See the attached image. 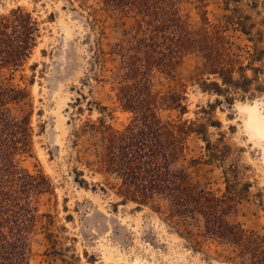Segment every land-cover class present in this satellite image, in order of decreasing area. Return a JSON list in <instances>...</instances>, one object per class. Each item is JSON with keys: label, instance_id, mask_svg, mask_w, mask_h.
I'll return each mask as SVG.
<instances>
[{"label": "rangeland", "instance_id": "374dc122", "mask_svg": "<svg viewBox=\"0 0 264 264\" xmlns=\"http://www.w3.org/2000/svg\"><path fill=\"white\" fill-rule=\"evenodd\" d=\"M231 3L264 32V0ZM198 4L197 0H180V13L190 23L199 21ZM201 4L211 23L225 24L223 0H202ZM16 6L31 12L40 27L37 45L25 64L11 76L2 73L6 83L24 86L29 93L33 146L20 164L32 173L43 172L53 185L52 194L44 196L40 207L50 214L51 222L31 234L29 264H244L240 258L230 259L226 243L205 239L195 247L189 242V233L201 230L199 216L168 217L166 202L157 196L141 206L123 203L115 193L117 179L96 171L93 144L98 134L85 127V122L101 118L119 128L130 114L118 107L109 83L93 77H108L117 65L114 44L131 19L103 7L99 0H0V14ZM225 28L234 51L251 46L232 25ZM97 46L103 51L100 68L93 60ZM245 73L253 78L249 92L238 93L264 92V73L258 77L250 70ZM206 79L212 76L206 73L199 53L184 59L176 77L159 72L151 76L155 92L184 93L187 113L182 119L197 118L207 124L205 137L224 153L222 163L209 160L201 135L192 133L178 164L197 187L218 194L224 191L223 171L236 165L241 183L248 187L241 185L243 195L229 219L247 230L262 231L264 154L236 140V125L226 116L230 105L221 96L204 91ZM215 99L221 104L208 109V114L202 112L201 107L217 104ZM161 115L179 118L172 109ZM209 119L219 125H208ZM76 179L85 182L79 184Z\"/></svg>", "mask_w": 264, "mask_h": 264}, {"label": "trees", "instance_id": "16d2710c", "mask_svg": "<svg viewBox=\"0 0 264 264\" xmlns=\"http://www.w3.org/2000/svg\"><path fill=\"white\" fill-rule=\"evenodd\" d=\"M99 1L131 19L114 44L117 65L108 77H93L109 83L118 107L128 112L130 119L119 128L101 118L85 122V127L98 134L93 144L96 171L117 179L115 193L123 203L141 206L157 196L166 202L168 217L199 216L201 230L187 236L195 247L211 239L230 246L231 260L237 257L244 264H264V230H247L229 219L243 195L242 186L248 187V183H241L236 165L223 171L224 191L220 194L199 188L190 180L178 164L185 156L190 134L201 135L209 160L222 163L224 153L205 137L207 124L197 118L182 119L187 113L183 92H155L151 83L154 72L176 77L184 59L199 53L206 73L212 76L202 82V88L232 105L234 93L249 92L253 78L245 71L256 77L264 73L263 30L231 3L239 0H223L225 24L208 20L202 0H197L200 15L195 23L180 13V0ZM226 24L245 35L251 46L234 51ZM39 36L38 20L21 6L0 14V264H29L31 234L39 227L48 228L51 222L50 214L40 210L44 196L53 192L50 178L20 164L33 146L29 93L24 86L6 83L2 74L6 71L11 76L25 64ZM95 53L93 60L100 68L102 48L97 46ZM215 101L217 104L201 107L202 112L208 114V109L221 104L220 99ZM171 109L179 118L161 115V111ZM77 110H81L80 104ZM209 122L219 125L218 121Z\"/></svg>", "mask_w": 264, "mask_h": 264}, {"label": "clouds", "instance_id": "9594fccd", "mask_svg": "<svg viewBox=\"0 0 264 264\" xmlns=\"http://www.w3.org/2000/svg\"><path fill=\"white\" fill-rule=\"evenodd\" d=\"M226 116L236 125V140L264 154V92L234 93Z\"/></svg>", "mask_w": 264, "mask_h": 264}]
</instances>
